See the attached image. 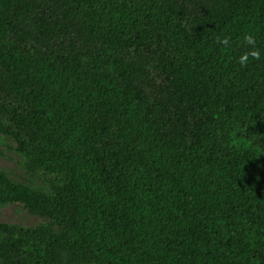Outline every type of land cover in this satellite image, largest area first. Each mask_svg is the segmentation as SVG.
I'll use <instances>...</instances> for the list:
<instances>
[{
	"label": "trees",
	"instance_id": "16d2710c",
	"mask_svg": "<svg viewBox=\"0 0 264 264\" xmlns=\"http://www.w3.org/2000/svg\"><path fill=\"white\" fill-rule=\"evenodd\" d=\"M1 133L0 264H264V0H0Z\"/></svg>",
	"mask_w": 264,
	"mask_h": 264
},
{
	"label": "rangeland",
	"instance_id": "374dc122",
	"mask_svg": "<svg viewBox=\"0 0 264 264\" xmlns=\"http://www.w3.org/2000/svg\"><path fill=\"white\" fill-rule=\"evenodd\" d=\"M0 172L12 182L27 187L34 195H50V187L43 173L30 168L29 159L19 151L16 140L7 134H0ZM51 220L42 212L20 200L0 199V223L41 228ZM54 230L63 229L54 224ZM79 264H98L93 258L79 259Z\"/></svg>",
	"mask_w": 264,
	"mask_h": 264
}]
</instances>
